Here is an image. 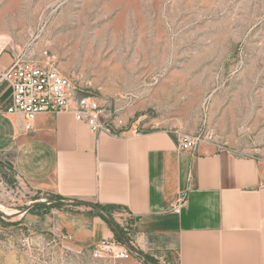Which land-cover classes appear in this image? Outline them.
Returning <instances> with one entry per match:
<instances>
[{
    "label": "rangeland",
    "instance_id": "374dc122",
    "mask_svg": "<svg viewBox=\"0 0 264 264\" xmlns=\"http://www.w3.org/2000/svg\"><path fill=\"white\" fill-rule=\"evenodd\" d=\"M2 49L47 50L113 121L199 135L264 170V0H0ZM19 192H0V264H123L27 221L57 203Z\"/></svg>",
    "mask_w": 264,
    "mask_h": 264
},
{
    "label": "crops",
    "instance_id": "0c3cea01",
    "mask_svg": "<svg viewBox=\"0 0 264 264\" xmlns=\"http://www.w3.org/2000/svg\"><path fill=\"white\" fill-rule=\"evenodd\" d=\"M12 55L0 50V71ZM11 94L0 81V164L57 203L27 206V221L62 230L90 255L102 238L117 237L107 214L134 224L137 249L153 264H264V170L257 160L213 144L194 154L181 150L167 129L96 133L71 112L39 113L26 130L25 115L7 110ZM182 192L186 202L174 212Z\"/></svg>",
    "mask_w": 264,
    "mask_h": 264
},
{
    "label": "built area",
    "instance_id": "2783aa9c",
    "mask_svg": "<svg viewBox=\"0 0 264 264\" xmlns=\"http://www.w3.org/2000/svg\"><path fill=\"white\" fill-rule=\"evenodd\" d=\"M3 50V49H2ZM47 60L28 56L24 53L12 55L9 66L0 71V81H7L11 88V104L8 112H21L26 117L25 129L33 128L32 121L42 112H71L75 118L88 124L93 132H107L121 135L126 131L139 134L141 129L137 124H128L123 118L111 120L104 114L98 100L79 88L75 78L61 73L52 63L47 50L42 53ZM178 146L181 150L196 153L203 144L199 135L174 130ZM13 170L6 164H0V192L14 198L24 190L26 183L18 175H14V186L7 179ZM15 197V198H16ZM186 202V192H182L172 211L180 212ZM102 211V210H101ZM104 214V212L102 211ZM105 217L111 218L109 215ZM108 221V220H107ZM115 232V238H102L94 244L91 255L95 259H107L123 264H153L146 256L139 253L133 238L134 224L125 220L122 223L113 221L110 224ZM69 240L70 235L64 234Z\"/></svg>",
    "mask_w": 264,
    "mask_h": 264
},
{
    "label": "water",
    "instance_id": "95a60500",
    "mask_svg": "<svg viewBox=\"0 0 264 264\" xmlns=\"http://www.w3.org/2000/svg\"><path fill=\"white\" fill-rule=\"evenodd\" d=\"M100 212H102V211L100 210ZM106 219L108 220V222H109L110 224L113 223V221H112L111 218L106 217Z\"/></svg>",
    "mask_w": 264,
    "mask_h": 264
},
{
    "label": "trees",
    "instance_id": "16d2710c",
    "mask_svg": "<svg viewBox=\"0 0 264 264\" xmlns=\"http://www.w3.org/2000/svg\"><path fill=\"white\" fill-rule=\"evenodd\" d=\"M149 261H152V260H150L149 258H147ZM153 262V261H152Z\"/></svg>",
    "mask_w": 264,
    "mask_h": 264
}]
</instances>
